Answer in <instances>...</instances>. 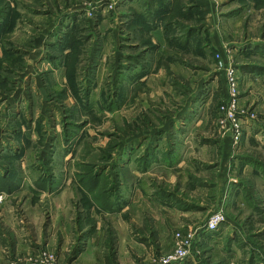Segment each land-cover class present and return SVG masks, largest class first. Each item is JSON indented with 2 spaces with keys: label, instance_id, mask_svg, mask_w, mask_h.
Here are the masks:
<instances>
[{
  "label": "rangeland",
  "instance_id": "1",
  "mask_svg": "<svg viewBox=\"0 0 264 264\" xmlns=\"http://www.w3.org/2000/svg\"><path fill=\"white\" fill-rule=\"evenodd\" d=\"M123 1L0 0V168L30 176L21 193L0 189V205L42 210L29 234L0 217V264H72L91 242L87 264H264V0H210L216 27L197 0H168V41L156 37L152 72L135 84L111 55ZM151 1L164 14L166 0ZM103 12L109 56L96 79L85 39ZM229 52L234 122L217 67ZM178 232L188 253L169 259Z\"/></svg>",
  "mask_w": 264,
  "mask_h": 264
},
{
  "label": "crops",
  "instance_id": "2",
  "mask_svg": "<svg viewBox=\"0 0 264 264\" xmlns=\"http://www.w3.org/2000/svg\"><path fill=\"white\" fill-rule=\"evenodd\" d=\"M135 1L140 2V5L135 4ZM127 0L126 2L123 1V5L119 7L120 14L123 15L124 19L120 20V28L117 27L116 30H113V36L115 35V48L112 50V57H113V62L114 64L121 65L126 68H131L134 70L132 72L133 76V83L135 84V81H141V80H146L147 77L149 78V75L151 74V68H152V61H150V54L154 52L155 47L158 43L156 37L162 36L163 33L166 34V41H168V0H166V6L163 8L164 14L159 12L158 9L161 8L160 2L156 3L155 1L152 2L151 0ZM151 1V2H150ZM197 3L200 4L201 8L206 11V16L205 19L212 24L214 27L218 25V22L221 20V11L220 9H216L214 4L210 0H197ZM69 12H71V8H69ZM124 11V12H121ZM55 15V14H54ZM57 15V14H56ZM126 15V16H125ZM100 23L99 24H94V28L90 29L87 31L86 34V46H88V56L86 57V65H89V68H92V74L95 75V78L97 79V76L99 74L100 68L104 65L103 63H106L107 58L109 56V49L106 48L107 43L106 39L107 36V31H103L101 29V32L97 30L98 26H102L104 22L108 19L107 15L105 12L100 13ZM141 18L143 22L141 21ZM114 19V18H113ZM162 19V20H161ZM92 23V20L89 19ZM117 19L114 20L116 22ZM166 21V22H165ZM203 25V24H200ZM109 28H107L108 30ZM62 32H58L61 34ZM188 33V31H187ZM220 38V33H216ZM57 36V37H58ZM175 37H180L179 34H175ZM187 38V34L185 36ZM185 38V39H186ZM125 40V41H121ZM161 39L160 41H162ZM220 41V40H219ZM188 42V41H186ZM186 45V43H185ZM146 52L145 57H143L142 53ZM120 66V67H121ZM155 68V66H153ZM224 76V75H223ZM124 78V77H123ZM119 84L124 83V79L121 81H118ZM18 121V120H14ZM16 123V122H15ZM26 123V122H24ZM43 123H46V120H43ZM248 135H247V142L246 145H250L249 143V138L252 139V135L256 138V132L253 130L252 127L248 128ZM21 136V133H19ZM225 147L229 143L230 139L227 138ZM246 149L248 148L247 146L245 147ZM229 149V148H228ZM226 153L224 152V155ZM219 159V158H218ZM185 161V159H183ZM183 160H181L180 165L183 164ZM1 165V164H0ZM22 165V163H21ZM6 168H0V190L1 193L4 194H17L21 193L22 186L24 183L30 179L29 175H22L20 173H15L14 171L10 170L7 172L2 173V171H5ZM24 177V178H23ZM71 177L68 178V181L66 182V185L62 187V190H60L55 196L56 199H64L66 195V191L70 189V184H71ZM5 190V191H3ZM11 192V193H10ZM13 192V193H12ZM0 193V194H1ZM5 202L0 205V217L3 218V220L6 222L8 221V217L10 218L9 221H13V223H24L26 221V225L23 227L28 229L31 224L34 223V221L37 222V224L41 221V209L37 207L38 204L36 203V206H32V208H26L25 213L26 216H21V214L18 213L17 208L10 207V206H5ZM34 205V204H33ZM171 205V204H170ZM71 207V205H69ZM16 209V210H15ZM125 211V209H124ZM57 214L60 212L57 211ZM92 213H95V211L92 210ZM185 212L183 209H179L175 206H168V216H181ZM188 222V221H187ZM117 227L118 230H120V233L123 238H126L128 241L131 243L135 244V241L132 239L130 234H126V224L118 219L117 221ZM121 225L119 228L118 225ZM29 231V229H28ZM26 232L27 234L30 233ZM91 240V239H90ZM95 238H92L91 241H94ZM91 245L88 246L89 248H86V250L76 257L74 256L73 259L75 261H72V264H87L84 262V255L86 254L87 251L90 250V247H92L95 242H91ZM4 243L3 241H0V246H3ZM97 246V244L95 245ZM1 250V247H0ZM18 251H22V249L17 248ZM72 255V254H71ZM92 263H94L92 261ZM90 264V263H89Z\"/></svg>",
  "mask_w": 264,
  "mask_h": 264
},
{
  "label": "built area",
  "instance_id": "3",
  "mask_svg": "<svg viewBox=\"0 0 264 264\" xmlns=\"http://www.w3.org/2000/svg\"><path fill=\"white\" fill-rule=\"evenodd\" d=\"M228 58H224L221 53H217V67L224 74L226 82H227V100L226 105L223 106L227 118L232 120L233 122L237 119V108H238V100L237 95L238 91V83H239V74L238 69L231 62V54L228 53ZM238 125V123H237ZM235 143H237V138H235ZM3 200V195H0V201ZM224 219L222 213L213 214L208 220V227L211 229L216 228ZM176 242V250L174 256H171L169 259H179L185 256L188 253V247L190 245V241L188 239L183 238L181 233H177L175 235ZM168 259V260H169ZM28 264H38L37 262H29Z\"/></svg>",
  "mask_w": 264,
  "mask_h": 264
},
{
  "label": "trees",
  "instance_id": "4",
  "mask_svg": "<svg viewBox=\"0 0 264 264\" xmlns=\"http://www.w3.org/2000/svg\"><path fill=\"white\" fill-rule=\"evenodd\" d=\"M108 262H109V259H108ZM111 264V263H110Z\"/></svg>",
  "mask_w": 264,
  "mask_h": 264
}]
</instances>
